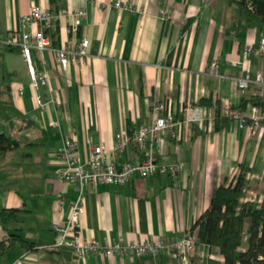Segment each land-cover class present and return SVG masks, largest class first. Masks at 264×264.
Masks as SVG:
<instances>
[{
	"label": "crops",
	"instance_id": "obj_1",
	"mask_svg": "<svg viewBox=\"0 0 264 264\" xmlns=\"http://www.w3.org/2000/svg\"><path fill=\"white\" fill-rule=\"evenodd\" d=\"M114 1L0 0V133L19 141L0 153V211L20 209L18 219L6 227L0 220V264H184L178 257L118 255L80 262L49 249L57 238L54 223L68 220L79 194L75 183L55 176L62 163L58 147L71 137L84 155L89 144L110 149L119 137L150 123L159 101L170 104L178 117L188 105H201L207 112L204 127L185 125L162 148L160 159L182 162L183 174L87 186L86 210L78 224L86 238L171 241L191 232L196 240L193 264H224L220 249L198 241V231H191L217 187L232 183L241 165H247L241 201L264 205V122L251 133L239 120H217L225 101L248 115L252 102L242 109L243 100L264 99L256 84L242 89L238 83L253 79L263 66L261 56L245 52L247 45L258 44L262 18L237 0H131L140 13L109 7ZM33 3L57 13L55 45L83 37L90 41L86 59L67 68L53 51H34V63L47 71L49 86L34 85L21 50L8 44L12 31L24 29L21 18ZM80 8L86 16L71 34L72 17L60 11ZM202 100L208 104H199ZM139 156L131 144L114 160ZM12 233L34 248L9 246Z\"/></svg>",
	"mask_w": 264,
	"mask_h": 264
},
{
	"label": "built area",
	"instance_id": "obj_2",
	"mask_svg": "<svg viewBox=\"0 0 264 264\" xmlns=\"http://www.w3.org/2000/svg\"><path fill=\"white\" fill-rule=\"evenodd\" d=\"M109 7L123 9L133 13H140L141 9L135 6L131 0H115ZM61 15H69L72 22L68 31L71 34L78 32L86 16V10L80 8L76 11L62 9ZM164 16L167 11L162 10ZM58 15L50 9H45L33 3L30 11L21 18L24 29L14 30L8 44L18 47L28 65L32 81L36 87L49 86L50 78L46 70L39 71L34 63V51L42 52L51 50L54 52L57 62L67 68L71 64L83 62L88 56L90 41L83 37L80 42L67 40L60 45L53 43L52 36L55 32ZM246 53H255L264 61V33L256 46L247 45ZM215 67L217 62L212 63ZM239 86L247 89L251 83L256 84L262 96H264V62L253 79L240 78ZM23 93L24 89L19 88ZM51 101L59 102L52 98ZM47 102H42L46 105ZM153 111L154 119L135 129L132 133L119 137L112 148L107 149L104 145L89 144L86 155L81 151L79 142L71 137H66L58 147V155L61 166L55 171L56 178L75 183L79 188V194L71 203V213L65 222H55L53 229L57 234L56 241L49 249L62 251L63 248H71L73 254L83 259L94 255L110 256L118 255L134 258H155L158 256L178 257L184 264H193L190 254L195 246V237L191 232L177 239L167 241L165 239L150 240L146 242L132 240L105 241L97 238H86L80 228L79 220L85 213L84 190L87 186L99 184L124 185L137 178H151L171 176L178 178L184 172L182 162L165 163L160 159L164 144L168 139H177L181 128L185 125L198 124L202 127L207 122V112L201 105H188L184 108L183 117L174 114L173 108L166 102H156ZM222 114L239 120L248 132L253 133L264 122V114L261 107L251 104L250 114L236 107L230 101H225L221 107ZM248 120L250 122H248ZM58 122H54L57 125ZM134 145L141 156L119 163L114 160L118 155L125 152L130 145Z\"/></svg>",
	"mask_w": 264,
	"mask_h": 264
},
{
	"label": "trees",
	"instance_id": "obj_3",
	"mask_svg": "<svg viewBox=\"0 0 264 264\" xmlns=\"http://www.w3.org/2000/svg\"><path fill=\"white\" fill-rule=\"evenodd\" d=\"M237 2L242 9L262 18L264 33V0ZM249 102L260 107L264 105V99L251 98L244 99L241 108H246ZM199 104L208 103L202 100ZM228 119L234 118L222 112L217 116L218 123L226 122ZM18 145L19 141L12 136L0 133V153H5ZM248 170L249 167L242 164L240 173L232 183L217 187L210 205L191 227L192 232L198 231V241L220 249L225 258L224 264H264V205L257 206L253 202L241 201L247 187ZM19 212L20 209L17 208H3L0 211V220L6 227L8 223L18 219ZM246 237V249L241 250ZM8 240L9 246L20 243L26 248H34L33 243L19 233L10 234ZM3 245L4 242L0 243V247L3 248Z\"/></svg>",
	"mask_w": 264,
	"mask_h": 264
},
{
	"label": "water",
	"instance_id": "obj_4",
	"mask_svg": "<svg viewBox=\"0 0 264 264\" xmlns=\"http://www.w3.org/2000/svg\"><path fill=\"white\" fill-rule=\"evenodd\" d=\"M62 254L64 255V257L67 260H71V259H79L80 262H83V258L82 257H78L77 255L73 254V250L71 248H63L62 249Z\"/></svg>",
	"mask_w": 264,
	"mask_h": 264
}]
</instances>
